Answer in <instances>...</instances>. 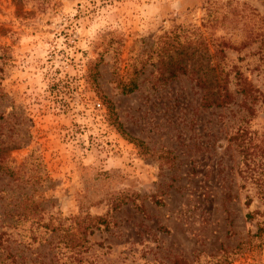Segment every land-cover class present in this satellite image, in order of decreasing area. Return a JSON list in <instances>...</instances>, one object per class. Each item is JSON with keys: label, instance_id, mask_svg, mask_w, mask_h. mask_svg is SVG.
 <instances>
[{"label": "rangeland", "instance_id": "1", "mask_svg": "<svg viewBox=\"0 0 264 264\" xmlns=\"http://www.w3.org/2000/svg\"><path fill=\"white\" fill-rule=\"evenodd\" d=\"M0 264H264V0H0Z\"/></svg>", "mask_w": 264, "mask_h": 264}, {"label": "trees", "instance_id": "2", "mask_svg": "<svg viewBox=\"0 0 264 264\" xmlns=\"http://www.w3.org/2000/svg\"><path fill=\"white\" fill-rule=\"evenodd\" d=\"M174 74H172L171 76H173ZM130 86L128 87H125L123 86L122 87V91L123 92H128V93H131L133 91H135L137 89V86L134 82H131L129 84ZM224 89H219L216 91V95H215V98L212 100V103L211 104H208L207 107H210V106H214V107H221L223 106L224 104H227V101L229 99V94L227 95V93H225L223 96H222V91ZM217 97V98H216ZM206 98H203V101L205 100ZM206 101V100H205ZM136 143L137 141L134 140Z\"/></svg>", "mask_w": 264, "mask_h": 264}]
</instances>
